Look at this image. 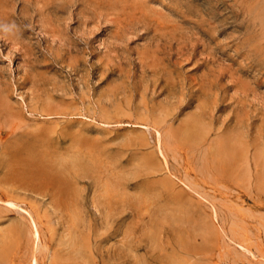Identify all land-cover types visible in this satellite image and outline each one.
Listing matches in <instances>:
<instances>
[{"label": "rangeland", "instance_id": "1", "mask_svg": "<svg viewBox=\"0 0 264 264\" xmlns=\"http://www.w3.org/2000/svg\"><path fill=\"white\" fill-rule=\"evenodd\" d=\"M12 22L0 264H264V0H0Z\"/></svg>", "mask_w": 264, "mask_h": 264}, {"label": "bare ground", "instance_id": "2", "mask_svg": "<svg viewBox=\"0 0 264 264\" xmlns=\"http://www.w3.org/2000/svg\"><path fill=\"white\" fill-rule=\"evenodd\" d=\"M218 144H219V142H218ZM220 144H223V145H220ZM220 144H219V146H221V147H229L230 145L229 144H225L224 143V141L221 143L220 142ZM220 148V147H219ZM234 149H236V148H234V146H233V148H230V154H235V151L236 150H234ZM9 164V163H8ZM13 168V167H12ZM36 169H37V173L39 172V173H41L42 172V162L41 161H39L38 160V162H37V164H36ZM5 201H8V204L10 205V206H12L13 204H12V202H9V200L8 199H6ZM7 203V202H6ZM32 224H33V230H32V234H33V236H34V238H39V232H38V229H37V225H36V222L33 220L32 221ZM180 240V239H179ZM183 241V240H182ZM183 243H185L184 241H183Z\"/></svg>", "mask_w": 264, "mask_h": 264}, {"label": "clouds", "instance_id": "3", "mask_svg": "<svg viewBox=\"0 0 264 264\" xmlns=\"http://www.w3.org/2000/svg\"><path fill=\"white\" fill-rule=\"evenodd\" d=\"M17 30L15 22L9 24H0V34L13 35Z\"/></svg>", "mask_w": 264, "mask_h": 264}]
</instances>
